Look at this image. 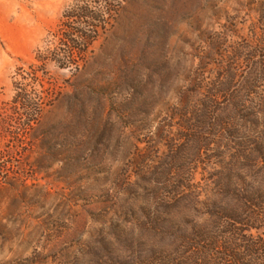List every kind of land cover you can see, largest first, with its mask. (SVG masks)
<instances>
[{"label": "rangeland", "instance_id": "374dc122", "mask_svg": "<svg viewBox=\"0 0 264 264\" xmlns=\"http://www.w3.org/2000/svg\"><path fill=\"white\" fill-rule=\"evenodd\" d=\"M74 2L0 0V264H98L179 182L198 214L264 87V0H127L79 70L53 59Z\"/></svg>", "mask_w": 264, "mask_h": 264}, {"label": "trees", "instance_id": "16d2710c", "mask_svg": "<svg viewBox=\"0 0 264 264\" xmlns=\"http://www.w3.org/2000/svg\"><path fill=\"white\" fill-rule=\"evenodd\" d=\"M126 2L75 0L55 34L58 66L79 70L88 49L109 31ZM261 44L263 50L264 39ZM254 87L246 116L249 131L247 122L235 123L231 167L219 170L214 194L194 197V207H201L198 214L178 209L185 201L181 189L197 193L193 183L179 182L171 188L170 209L137 216L144 232H114L115 238L130 237V244L119 247L108 240L83 253L96 254L98 264H264V87ZM202 188L208 190L210 183Z\"/></svg>", "mask_w": 264, "mask_h": 264}]
</instances>
